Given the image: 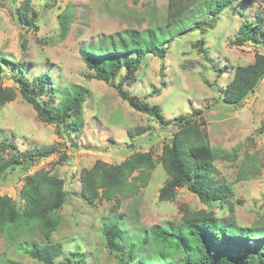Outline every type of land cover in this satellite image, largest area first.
Here are the masks:
<instances>
[{"label":"rangeland","instance_id":"rangeland-1","mask_svg":"<svg viewBox=\"0 0 264 264\" xmlns=\"http://www.w3.org/2000/svg\"><path fill=\"white\" fill-rule=\"evenodd\" d=\"M23 1L0 0L3 86L16 89L11 64L17 63L26 70L25 78L46 73L58 89L80 85L90 95L83 103L77 136L66 134L62 126L38 121L18 93L14 101L0 106L2 159L34 146L59 147L57 154L46 159L8 169L0 178V196L10 197L22 209L19 193L24 177L46 171L61 178L67 197L57 214L60 223L51 242L62 245L64 256L78 250L85 264H115L104 237V229L115 222L127 238L154 225L171 222L177 226L195 216H210L236 229L264 225V79L240 106L221 101L233 69L251 64L255 53H264L259 44L230 45L243 21L253 22L256 14L264 19V0L242 5L235 0L214 18L212 27L206 24L203 30L196 25L206 23L208 16L187 15L168 33L155 28L166 24L169 0H29L38 13L35 29L16 22ZM184 1L188 9L198 7L193 0ZM67 10L72 16L70 31L59 41L57 16ZM127 29H152L163 41L158 46L166 48V55L159 59L143 54L136 81L125 90L158 106L165 121L190 116L195 109L202 111L206 142L219 156L210 177L220 192L218 204L205 205L184 187L176 189L174 202H159L158 191L170 176L163 150L177 128L133 111L109 84L84 78L88 70L79 49L99 39L106 43L107 37ZM199 40L203 43L196 46ZM137 127H144L146 133L128 137L127 131ZM9 144L16 148L10 151ZM134 152H150L154 159L155 169L146 185L137 192L124 190L118 202L87 204L80 194L79 172L97 160L119 164ZM62 155L65 158L58 162ZM31 241L44 245L36 228L11 234L0 231V260L41 264L24 252Z\"/></svg>","mask_w":264,"mask_h":264},{"label":"trees","instance_id":"trees-1","mask_svg":"<svg viewBox=\"0 0 264 264\" xmlns=\"http://www.w3.org/2000/svg\"><path fill=\"white\" fill-rule=\"evenodd\" d=\"M233 1L193 0L192 3H197L198 7L188 9L184 0H169L166 24L155 29L168 33L172 26L189 18L187 15L208 16V21L197 24L196 28L203 30L202 26L206 24L210 28L214 18L229 9ZM236 1L239 5L254 2ZM37 18L38 13L31 8V2L24 0L16 11V22L27 29H35ZM57 21V39L62 41L70 31L72 16L69 10L60 13ZM263 22L259 14L255 15L253 22L243 21L230 45L241 47L253 43L264 46ZM162 42L152 29L141 32L127 29L107 37L106 43L99 39L94 45L87 44L79 49L80 58L88 70L84 78L109 84L133 111L150 116L160 125L173 124L177 128L171 144L163 150L162 160L168 166L170 176L158 191L159 202H174L176 189L184 187L201 203L218 204L220 192L210 177L214 171L213 163L219 156L206 142L202 111L195 109L190 116L165 121L158 106L150 105L125 90L126 86L136 81L143 54H152L159 59L165 57L166 48L158 46ZM202 43L199 40L196 46ZM3 62L4 59L0 58V106L14 101L18 93L32 107L38 121L62 126L66 134L79 132L83 103L90 95L88 89L71 85L60 90L46 73L25 78L23 74L26 70L17 63L11 64L16 89L4 87ZM263 79L264 53H255L251 64L233 69L232 78L222 91L221 101L226 105L240 106ZM145 133L144 127H137L126 134L135 137ZM15 148L12 144L8 145L10 151ZM58 150L55 145L34 146L20 154L11 153L7 159L0 157V178L8 169L28 166L57 154ZM183 152H187L188 159ZM64 158L62 155L58 162ZM154 169L155 162L150 152H134L121 163L113 165L97 160L90 168L79 172L80 194L89 205L102 201L118 202V196L124 190L137 192L144 187ZM134 173L137 174L134 176ZM19 197L23 201L22 209H18L10 197L0 196V231L11 234L15 230L36 228L44 245L31 241L26 244L24 252L41 264H85L78 250L64 256L62 245L51 242V235L60 223L57 214L67 197L64 181L46 171L36 172L24 177ZM25 225L30 228H24ZM104 237L107 249L114 255L115 264H264V225L236 229L210 216H195L184 219L177 226L171 222L151 226L143 234L131 238H127L115 222L104 229ZM0 264L21 263L0 260Z\"/></svg>","mask_w":264,"mask_h":264}]
</instances>
